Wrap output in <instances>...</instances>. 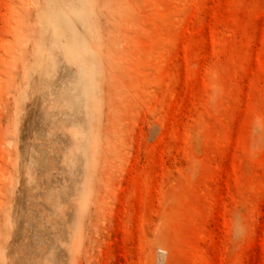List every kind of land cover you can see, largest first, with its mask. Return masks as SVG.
Returning <instances> with one entry per match:
<instances>
[{
    "label": "rangeland",
    "instance_id": "obj_1",
    "mask_svg": "<svg viewBox=\"0 0 264 264\" xmlns=\"http://www.w3.org/2000/svg\"><path fill=\"white\" fill-rule=\"evenodd\" d=\"M61 2L101 67L84 114L50 0H0V264H264V0Z\"/></svg>",
    "mask_w": 264,
    "mask_h": 264
},
{
    "label": "bare ground",
    "instance_id": "obj_2",
    "mask_svg": "<svg viewBox=\"0 0 264 264\" xmlns=\"http://www.w3.org/2000/svg\"><path fill=\"white\" fill-rule=\"evenodd\" d=\"M81 2H82V5L84 4V3H86V0H81ZM61 0H50V3H49V8H48V10H47V12L46 13H44L41 17H40V20H41V24H42V26H43V29H44V31L46 32V33H50L51 34V40H50V44H51V48L53 49V50H55L56 51V49L58 50V51H60L61 53H62V55L60 54V56H63L62 58V60L61 61H63V60H65L64 61V64H65V62H66V64H68V63H70V64H74V65H76L77 66V70H76V66H74V72H76V71H78L77 72V74L76 73H74V75L70 72V74H72L73 75V79L70 81V79H71V77L72 76H68V78L67 79H64V80H66V81H68V79H69V82H71L72 83V86H70V84H68L66 81H63V82H65V83H67L69 86H68V88H70V89H66L67 88V86H65L66 88L63 90L61 87H64L63 86V84H62V82L60 83V81L58 82V80L60 79L59 77V79H56L57 80V83L59 84H57L58 86H60V84L62 85V86H60V87H58V88H61V90H63V91H61V92H63V93H65L63 96H64V98H65V100H67V101H65L66 103H68L67 105L68 106H71V107H75L76 106V108H77V110L79 111L80 110V112L81 113H83V112H87V110L89 109V105H90V103H91V101H92V99H93V92H94V90H95V76H96V74L99 72L98 70H100V68H98L99 66H100V64H98V60H97V58H96V55H97V53L96 52H94L93 51V49L91 48V46H90V44H89V42H88V40L84 37V35H82V38H81V41L79 42L78 41V39H76L75 38V36L73 35V33H72V28L68 25V23H67V21L65 20V18H64V12H63V8H62V5H61ZM74 14H76L75 13V11L73 12ZM77 18H79V20L77 19V21H80V23H82L83 25L86 23V20L84 19V16H83V13H82V11L79 13H77ZM87 24V23H86ZM45 34V33H44ZM50 34H48V35H50ZM44 38L43 39H45L46 37L45 36H43ZM43 39H42V41H43ZM45 40H47V39H45ZM44 40V42H46ZM42 45H37L38 47L36 48V54H35V63L37 62V64H36V66L37 67H35V68H33V72H46L47 70H48V72L49 73H52V75L53 76H55V74L56 73H58V71H57V69H58V65L59 64H55V65H53V64H51V62L53 61H51V62H49L50 61V59H52L51 58V52L49 51V50H47L46 48H45V43L43 44V43H41ZM51 50V49H50ZM52 51V50H51ZM57 51V52H58ZM59 52V53H60ZM55 55V54H54ZM59 55V54H58ZM56 56V55H55ZM89 57V58H88ZM55 58V57H54ZM87 58H88V61H91V62H87ZM91 58V59H90ZM57 59V58H56ZM90 59V60H89ZM55 60V59H54ZM58 60V59H57ZM60 60V59H59ZM48 62V63H47ZM54 62H56V61H54ZM48 64V68H50L51 67V65H52V67H53V69H55L56 68V71H53V69L52 70H50V69H46V66H45V64ZM50 63V64H49ZM53 63V62H52ZM44 64V65H43ZM61 64V63H60ZM65 64V65H66ZM70 64L69 65H67V67L68 66H70ZM99 65V66H98ZM42 66V67H41ZM43 66H45V68L43 67ZM50 66V67H49ZM72 66V65H71ZM70 66V67H71ZM55 67V68H54ZM65 67V66H64ZM38 68V69H37ZM41 68H44V70H42ZM69 68V67H68ZM68 68L66 69V71L68 70ZM37 69V70H36ZM45 69H46V71H45ZM59 69H61V68H59ZM58 69V70H59ZM65 69V68H64ZM62 71H63V69H61ZM72 70V69H71ZM50 71H52V72H50ZM47 72V74H48V76L49 77H47L48 79L50 78V81L52 82H50L49 80H47V78L45 77V80L46 81H48V83L50 82V84H47L48 85V87H49V85H51L52 84V86H51V89H55V87H56V89H57V91L55 92V94H56V96L57 97H55V98H53L54 97V94H52L51 96H52V98L53 99H57L58 98V93L57 92H59L58 91V88H57V86H53V85H55L54 84V81H53V79H55V78H57L56 76L52 79V77H50V75H49V73ZM53 72H56L55 74H53ZM44 73H42L43 75H44ZM63 73H64V71H63ZM68 74V71H67V73H66V75ZM99 74H101V71L99 72ZM51 75V76H52ZM63 75V74H62ZM45 76H47L46 74H45ZM63 77H61V79H62ZM75 78V79H74ZM52 79V80H51ZM60 79V80H61ZM44 80V82H46ZM74 80V81H73ZM64 83V84H65ZM98 83V82H97ZM47 85L45 86V90H47ZM54 87V88H53ZM49 89H50V87H49ZM55 89V90H56ZM54 90V91H55ZM67 90H69V92H68V94H66L67 93ZM54 91H52V93H54ZM44 92H48V90L47 91H44ZM49 93H47V95H48ZM46 95V94H45ZM46 95V96H47ZM48 96H50V95H48ZM50 96V97H51ZM60 96L61 97H63L62 96V94H60ZM60 96H59V98H60ZM67 98H66V97ZM64 98H62V99H64ZM54 100V101H55ZM57 100H59V99H57ZM60 100H61V98H60ZM58 102V101H57ZM64 102V101H63ZM62 102V103H63ZM61 103V102H60ZM54 104V103H53ZM56 104V103H55ZM54 104V105H55ZM57 104H59V103H57ZM57 104H56V106H57ZM65 104V103H64ZM62 107H63V104H60ZM60 105L59 106H57V107H60ZM65 106V107H68V106ZM56 106H53V108L54 107H56ZM52 107V106H51ZM62 107H60V108H62ZM81 107H83V108H85V110L83 109V110H81L82 108ZM68 108H70V107H68ZM76 108H74L75 110H76ZM63 109V111H64V108H62ZM73 109V108H72ZM56 110H57V108H56ZM71 110V109H70ZM69 110V111H70ZM76 110V111H77ZM58 111V110H57ZM60 111H62V110H60ZM59 111V113H61ZM68 111V110H67ZM75 111V112H76ZM77 111V112H78ZM89 111V110H88ZM66 112V111H65ZM72 112H73V110H72ZM72 112H70V113H72ZM77 112H76V114H77ZM79 112V113H80ZM70 113H68V116H69V114ZM78 113V115H81V113L79 114ZM62 114V113H61ZM60 114V115H61ZM75 114V113H74ZM75 114V115H76ZM84 114V113H83ZM59 115V116H60ZM78 115L76 116L77 118H78ZM89 115V114H88ZM62 116H64V112H63V115ZM65 116H67V112L65 113ZM73 116V115H72ZM71 116V117H72ZM85 116H87V115H85ZM74 118H76L75 116H73ZM64 118V117H63ZM62 118V119H63ZM66 118V117H65ZM65 120V119H64ZM63 120V122L62 123H65V121ZM68 120V119H67ZM72 121L73 120H71V125H72ZM74 122H75V119H74ZM73 122V123H74ZM76 122H77V120H76ZM79 122H80V119H79ZM75 124V123H74ZM73 124V125H74ZM78 122L76 123V125H77V127H78ZM72 125V126H73ZM73 127H75V126H73ZM76 129H79V128H75V130ZM74 130V131H75ZM76 131H78V130H76ZM78 135H81V133L80 132H77V133H73V137H74V139L72 138V142H77V141H79V139H78ZM74 140V141H73ZM74 142V143H75ZM79 146V148L80 147H82V145L81 144H79L78 145Z\"/></svg>",
    "mask_w": 264,
    "mask_h": 264
}]
</instances>
